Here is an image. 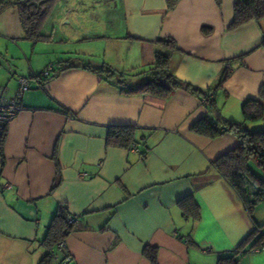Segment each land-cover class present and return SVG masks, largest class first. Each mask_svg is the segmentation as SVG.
Wrapping results in <instances>:
<instances>
[{
    "label": "crops",
    "instance_id": "1",
    "mask_svg": "<svg viewBox=\"0 0 264 264\" xmlns=\"http://www.w3.org/2000/svg\"><path fill=\"white\" fill-rule=\"evenodd\" d=\"M234 2L179 0L167 10L165 0H55L41 26L46 40L32 42L22 31L16 45L18 12L5 8L0 56L24 65L12 67L0 91L13 95L19 77L30 88L0 156V264H38L47 255L43 240L59 204L74 217L64 238L70 264H150L145 245L157 248L159 264H217L253 230L236 191L210 168L237 138L190 130L211 116L201 99L181 89L168 98L124 93L85 67L108 66L135 86L136 73L154 60L155 41L172 38L176 77L213 89L220 117L264 128V118L245 120L241 112L264 85V18L229 29ZM47 66L54 75L39 78ZM115 125H134L139 144L107 145ZM187 195L199 206L196 221L177 205ZM239 264H264V249Z\"/></svg>",
    "mask_w": 264,
    "mask_h": 264
},
{
    "label": "trees",
    "instance_id": "2",
    "mask_svg": "<svg viewBox=\"0 0 264 264\" xmlns=\"http://www.w3.org/2000/svg\"><path fill=\"white\" fill-rule=\"evenodd\" d=\"M54 1L9 0L0 7L4 9L8 5L14 4L18 12L23 36L32 42H37L47 38L46 35L42 34L41 26ZM165 1L167 10H172L179 2V0ZM262 18H264V0H235L229 29H235L251 20L258 22ZM155 44H157L158 48L155 50L154 60L146 69L136 73L139 78L135 86H130L128 81L122 78L121 74H118L108 66L96 68L85 65V67L91 68L113 83L120 85L121 91L128 94H150L168 98L175 90L188 91L201 99L211 115H204L193 122L190 126L192 132L210 138L231 133L237 138L238 144L211 161L210 168L219 173L236 191L254 224L253 230L235 249L220 256L217 260V264H239L240 256L255 250L264 249V223H258L253 218L256 206L264 202V176L256 175L249 167L250 161H253L264 174V128L250 130L242 123L231 122L220 117L213 99V89H200L180 80L173 73L170 66V53L176 49L175 41L172 38L164 37L157 39ZM261 46L264 47V39H262ZM49 76L42 79L45 80ZM228 76L229 72L225 71L217 84V88L221 86ZM241 112L245 120L256 121L264 118V85L261 86L257 98H248L242 102ZM106 144L124 148L132 145L136 146L139 144L137 128L134 125L110 126L106 136ZM144 146L147 148L146 145ZM146 148L143 154L146 153ZM57 183L58 179H55L51 186V191L56 187ZM177 205L185 217L194 221L200 218L199 206L192 195L181 198ZM70 217L67 206L59 204L43 240L48 253L38 264H48L50 253L55 250L54 247L56 248L57 243L64 240L71 232L74 225L72 221H69ZM142 254L150 264H159L156 247L145 245L142 249Z\"/></svg>",
    "mask_w": 264,
    "mask_h": 264
},
{
    "label": "built area",
    "instance_id": "3",
    "mask_svg": "<svg viewBox=\"0 0 264 264\" xmlns=\"http://www.w3.org/2000/svg\"><path fill=\"white\" fill-rule=\"evenodd\" d=\"M51 73V67L47 66L41 73L39 78H45ZM30 88L28 78L19 77L18 87L16 92L11 96H5L3 91H0V156L2 154L3 139L8 124L12 119L24 108L22 103V95ZM72 221V218H69ZM57 252L50 253L51 259L57 260L56 264H70L71 256L67 251V245L64 240H61L56 245Z\"/></svg>",
    "mask_w": 264,
    "mask_h": 264
},
{
    "label": "rangeland",
    "instance_id": "4",
    "mask_svg": "<svg viewBox=\"0 0 264 264\" xmlns=\"http://www.w3.org/2000/svg\"><path fill=\"white\" fill-rule=\"evenodd\" d=\"M7 1H9V0H0V6L2 5V4H4V2H7ZM15 5L13 4V5H8L7 7H6V9H9L8 10V12H6V13H9V11L10 12H12V13H16V10H14L15 8ZM0 9H1V7H0ZM11 9H13V10H11ZM5 10V8L3 9H1L0 10V21H2V18H3V15H5L6 13H4L3 11ZM4 13V14H3ZM0 24H1V22H0ZM20 33H21V35H22V29H21V27L19 28L18 26H17V28L12 32V37L11 38H16L15 40H14V43L16 42V43H19L18 42V40H17V37H18V35L20 36ZM16 34V35H15ZM11 41H12V39H11ZM5 42L3 41V40H1L0 39V44H2V49H6V45L4 44ZM7 43V42H6ZM16 43H15V45H16ZM4 49V50H5ZM9 49L10 50H12V46H10L9 47ZM27 59H28V57H27ZM25 60V59H24ZM17 65H19V66H22V65H24V62H21L19 59H12L11 57H4V56H0V74H2V75H4V77L3 78H1V76H0V86H2L1 84H2V82L1 81H4L5 80V78H6V76H7V74L8 73H12V67H14L15 68V66H17ZM25 65L27 66V61H25ZM14 75H12V77H13ZM8 77V76H7ZM11 77V76H10ZM249 167L251 168V170L256 174V175H258V176H264V174H262V171L260 170V168L259 167H257L256 165H255V163L253 162V161H250V163H249ZM259 209V210H258ZM255 212H253V218H258L259 220H262V221H259V222H261V223H264V202H261V203H259L258 205H257V208H256V210H254ZM257 216V217H256ZM256 220V219H255Z\"/></svg>",
    "mask_w": 264,
    "mask_h": 264
}]
</instances>
